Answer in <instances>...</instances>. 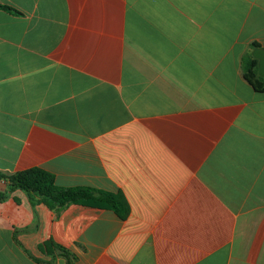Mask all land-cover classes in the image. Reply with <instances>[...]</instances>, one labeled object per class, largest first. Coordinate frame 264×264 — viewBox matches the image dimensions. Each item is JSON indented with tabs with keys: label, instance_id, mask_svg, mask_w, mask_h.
Listing matches in <instances>:
<instances>
[{
	"label": "crops",
	"instance_id": "obj_1",
	"mask_svg": "<svg viewBox=\"0 0 264 264\" xmlns=\"http://www.w3.org/2000/svg\"><path fill=\"white\" fill-rule=\"evenodd\" d=\"M0 171L128 215L0 203V264H264V0H0ZM7 185L0 181V192Z\"/></svg>",
	"mask_w": 264,
	"mask_h": 264
},
{
	"label": "trees",
	"instance_id": "obj_2",
	"mask_svg": "<svg viewBox=\"0 0 264 264\" xmlns=\"http://www.w3.org/2000/svg\"><path fill=\"white\" fill-rule=\"evenodd\" d=\"M0 10L15 16H22L21 12L8 5L0 4ZM256 47L261 46L257 43L251 45L252 50ZM242 69L244 79L252 88L256 92H264V78L259 75L258 61L253 58L251 52L242 58ZM0 181L7 185V190L0 192V203L20 190L26 194L33 207L43 203L51 210L59 211L69 204H78L112 210L122 220L126 219L128 215L127 203L121 195L104 193L89 187H59L56 185L54 175L39 167L13 174H5L0 171ZM40 250L44 254L59 252L67 259L66 264H74L70 253L51 241L41 244Z\"/></svg>",
	"mask_w": 264,
	"mask_h": 264
},
{
	"label": "water",
	"instance_id": "obj_3",
	"mask_svg": "<svg viewBox=\"0 0 264 264\" xmlns=\"http://www.w3.org/2000/svg\"><path fill=\"white\" fill-rule=\"evenodd\" d=\"M252 56L258 61V73L264 78V48L256 47L252 50Z\"/></svg>",
	"mask_w": 264,
	"mask_h": 264
}]
</instances>
